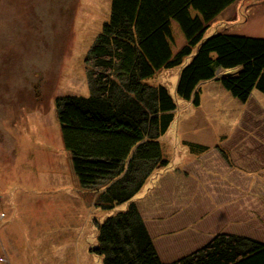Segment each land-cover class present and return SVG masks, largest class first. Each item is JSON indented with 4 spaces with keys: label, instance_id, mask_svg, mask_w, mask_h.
<instances>
[{
    "label": "rangeland",
    "instance_id": "rangeland-1",
    "mask_svg": "<svg viewBox=\"0 0 264 264\" xmlns=\"http://www.w3.org/2000/svg\"><path fill=\"white\" fill-rule=\"evenodd\" d=\"M109 7L110 0H0V264H103L95 251L101 244L106 249L98 226L126 207L108 211L94 204L108 197V181L123 187L121 179L133 176L136 166L139 177L145 173L146 190L153 178L173 173L165 167L149 171L146 156L155 160L160 149L148 148L154 121L138 105L123 118L128 125L115 129L119 117L90 113L73 97L88 94L84 58ZM220 30L264 37V0L232 2L204 36ZM172 31L175 51L184 37L175 21ZM183 64L149 79L164 84L177 104L166 132L156 137L160 153L170 161L167 167L191 172L177 177L179 189L166 194V204H176L180 192L197 194L194 202L202 204L207 196L233 200L241 233L264 241V94L253 90L242 103L210 79L199 84L200 102L192 105L175 95ZM100 125L99 138L120 143H113L124 152L117 150V163L85 144ZM87 126L92 132L79 140V151L69 149L67 139L87 132ZM134 127H144L146 134L140 139ZM185 141L208 151L196 154ZM228 168L230 184L224 178ZM143 189L130 199L142 198Z\"/></svg>",
    "mask_w": 264,
    "mask_h": 264
},
{
    "label": "trees",
    "instance_id": "trees-1",
    "mask_svg": "<svg viewBox=\"0 0 264 264\" xmlns=\"http://www.w3.org/2000/svg\"><path fill=\"white\" fill-rule=\"evenodd\" d=\"M235 1L110 0L108 17L84 58L88 94L73 97L90 113L103 118L119 117L115 129L127 124L123 118L127 121L130 108L138 105L140 114L145 112L154 121L156 136L150 138L154 131L148 133V148L153 145L161 150L156 137L166 132L177 104L164 84L149 82L158 71L184 63L178 74L175 95L192 105H199V84L210 79L217 81L242 103L249 100L253 90L264 94V37L221 30L204 36L212 20ZM172 21L177 23L184 37V42L175 51L172 50L175 38ZM102 129L101 125L92 129L95 131L93 138L85 144L97 147L102 157L117 163V150L122 156L124 152L113 146L116 138L104 140L98 137ZM87 130L89 132L73 133L76 137L67 139L66 146L79 151V140L92 132L89 126ZM134 130L140 139L146 134L144 127H134ZM184 143L196 154L207 150L206 145L196 141ZM117 144L120 145L119 141ZM160 150L155 160L146 156L149 171L168 165V158ZM112 167H108L109 170ZM133 168L136 180L132 175L127 176L128 180L124 176L121 179L123 187L118 188L113 181L112 191L117 189L111 193L107 190L108 197L95 202V205L112 211L129 201L126 208L106 217L105 223L98 226L99 239L106 249L102 250L101 244L95 251L102 254L103 264H163L152 248L151 237L136 205L130 201L146 179L145 173L139 177L138 168ZM188 259L193 264H264V241L221 233L177 262Z\"/></svg>",
    "mask_w": 264,
    "mask_h": 264
},
{
    "label": "crops",
    "instance_id": "crops-1",
    "mask_svg": "<svg viewBox=\"0 0 264 264\" xmlns=\"http://www.w3.org/2000/svg\"><path fill=\"white\" fill-rule=\"evenodd\" d=\"M206 151H208V149ZM165 168H168L173 173H168L169 171H167L166 173L168 174H166V176L163 174L161 177L159 175L157 178H153V183L150 188L146 190L142 188L143 192L145 191L142 198L135 200L130 199V201L136 205L143 219L144 225L152 240V248L160 262L163 264H193L191 259L184 262L180 261L179 263L177 261L181 257L187 256L191 252L202 247L216 235L221 233L239 234L254 238L251 235L241 233V219L239 218V214H237V208L235 210V201L233 200L230 202L223 199L220 200L217 196H207L208 202L202 204V202H194L197 201V199H194L196 197L198 198V196H196L197 194L192 193L186 195L184 192H180L176 194V200L172 203L176 204L172 206L166 204L168 201V199L166 200V194L171 189H179V184L181 182L177 180V177H190L191 172L186 170V174H190V176L186 174L183 175L180 172L178 173L173 170L174 164L168 167L165 166ZM165 168L163 167L162 169ZM230 172H232L231 168H228L227 175L224 176L225 183L227 184H230L227 177ZM161 173L163 172L160 171V174ZM249 180L251 179L249 178ZM255 181H257V179H253L252 183ZM144 182L145 181H143L142 184H144ZM112 183V180L108 181V186L111 187V190L113 188ZM142 184L135 190L136 192L140 189L138 194H140L142 190ZM109 187L107 189L110 193L118 188L110 191ZM164 187L166 188L165 191ZM150 190L154 191L152 195L148 194ZM95 192L96 191H94V193ZM244 193L245 191H243V194ZM252 194L254 196L257 195L256 192ZM237 195L241 196L242 194ZM178 200L183 203H180ZM128 202L122 205L125 204L127 207ZM163 202L165 205H162ZM115 209L112 211L119 210ZM227 209H230L227 211L228 214L226 212ZM163 217H166L167 220L162 219ZM242 222L245 223L244 221Z\"/></svg>",
    "mask_w": 264,
    "mask_h": 264
}]
</instances>
